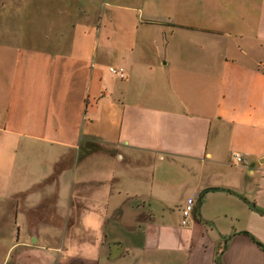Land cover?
<instances>
[{
  "label": "crops",
  "instance_id": "1",
  "mask_svg": "<svg viewBox=\"0 0 264 264\" xmlns=\"http://www.w3.org/2000/svg\"><path fill=\"white\" fill-rule=\"evenodd\" d=\"M76 12L0 40V264H264V0Z\"/></svg>",
  "mask_w": 264,
  "mask_h": 264
},
{
  "label": "rangeland",
  "instance_id": "2",
  "mask_svg": "<svg viewBox=\"0 0 264 264\" xmlns=\"http://www.w3.org/2000/svg\"><path fill=\"white\" fill-rule=\"evenodd\" d=\"M88 0H0V40L14 43H42L44 33L48 30L57 32L61 29L62 13H77V7ZM125 1V0H121ZM103 13L109 11L102 8ZM19 13V14H17ZM96 13V12H95ZM88 144V141H85ZM84 142V143H85ZM107 150L108 148L96 144L91 149ZM116 153H123L119 148ZM66 228V227H65ZM62 231L64 227L61 228Z\"/></svg>",
  "mask_w": 264,
  "mask_h": 264
},
{
  "label": "built area",
  "instance_id": "3",
  "mask_svg": "<svg viewBox=\"0 0 264 264\" xmlns=\"http://www.w3.org/2000/svg\"><path fill=\"white\" fill-rule=\"evenodd\" d=\"M256 66L264 74V59L259 60L256 63ZM108 69L112 74L117 75L119 77H123L125 75V71L121 66H109ZM233 158L237 161H240L242 159V156L239 152H234ZM194 205H195V197L192 196L187 197L183 206L181 207L183 222H186L187 217L191 215L194 209Z\"/></svg>",
  "mask_w": 264,
  "mask_h": 264
},
{
  "label": "trees",
  "instance_id": "4",
  "mask_svg": "<svg viewBox=\"0 0 264 264\" xmlns=\"http://www.w3.org/2000/svg\"><path fill=\"white\" fill-rule=\"evenodd\" d=\"M261 244V243H260Z\"/></svg>",
  "mask_w": 264,
  "mask_h": 264
}]
</instances>
